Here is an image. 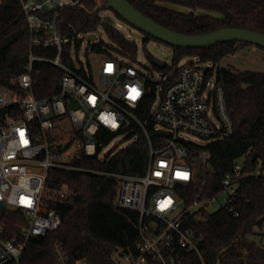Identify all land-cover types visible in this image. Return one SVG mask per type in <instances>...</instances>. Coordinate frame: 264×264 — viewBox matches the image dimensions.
<instances>
[{
    "label": "built area",
    "instance_id": "1",
    "mask_svg": "<svg viewBox=\"0 0 264 264\" xmlns=\"http://www.w3.org/2000/svg\"><path fill=\"white\" fill-rule=\"evenodd\" d=\"M20 2L29 28L30 54L24 72L11 80L18 89H0V112L3 108H20L18 115L0 121V264H22L30 241L44 238L60 227L61 217L48 207L45 196L51 168L93 172L117 180L115 204L137 213L140 242L134 250L120 253L116 264H185L191 252L198 253L201 263L207 264L198 251L194 233L183 225V216L214 213L209 207L217 202L220 193L227 194L220 209L227 208L239 182L247 175L244 168L248 154L222 178L215 191L205 193L201 188L186 206L179 188L193 183L198 175L194 162L188 161L187 147L196 144L182 135L212 143L234 134L223 85L215 75L207 78L209 69L204 73L205 65L195 62L166 64L163 69L153 66L156 73L149 76L108 56L89 67L78 59L75 43L81 39L82 46L87 36L95 33L84 35L73 28L72 33H63L57 19L66 7L84 8L81 0ZM95 3L96 8L108 6L105 0ZM68 45H72L75 69L63 60ZM33 49H53L55 56H37ZM36 62L52 64L64 72L59 93L35 98L32 74ZM151 99V110L142 120L134 111ZM134 124L149 147L144 175L105 174L72 164L82 156L104 159L103 148L118 136L127 138L135 131ZM149 125L159 137L156 141ZM108 136L111 140L105 144ZM132 138L137 140V136ZM198 158L202 172L208 171L211 155L204 151ZM252 175L264 180V168L257 167ZM71 194L64 185L56 197ZM10 214L16 215L20 223L7 236L1 219ZM54 257L57 264H90L82 258H71L58 243L54 244Z\"/></svg>",
    "mask_w": 264,
    "mask_h": 264
},
{
    "label": "trees",
    "instance_id": "2",
    "mask_svg": "<svg viewBox=\"0 0 264 264\" xmlns=\"http://www.w3.org/2000/svg\"><path fill=\"white\" fill-rule=\"evenodd\" d=\"M134 8L157 24L185 36H199L224 28H240L264 35V0H127ZM84 8L66 7L57 19L63 33H96L101 28L108 40L115 44L119 53L131 62L136 60L137 46L130 41L110 18H102L96 9L95 0H81ZM174 5L186 8L182 12L168 7ZM204 10L211 14H198ZM114 15L124 21L113 11ZM125 22V21H124ZM73 28V29H71ZM30 35L20 0H3L0 5V89L17 86L11 80L24 72L30 54ZM157 41L145 34V42ZM83 40L78 39V52ZM162 43V42H161ZM91 52L99 56L119 59L111 51L112 47L103 42L89 43ZM173 65L188 59L193 64H211L207 78L215 75L217 82L225 89L228 110L234 124V134L221 141L205 146L189 145V163H193L204 151L211 155L208 171L195 177L193 183L180 186V197L186 206L193 202L194 195L204 188L205 193L215 191L222 178L231 172L233 166L248 154L245 161L247 175L239 182L232 203L214 213L183 216V225L192 230L197 248L207 264H264V248L250 240L264 224V180L252 173L257 167L264 168V72L237 71L232 67L220 66L221 61L248 48H263L244 42H227L212 47L185 49L172 47ZM72 45L65 47L63 60L75 69L71 58ZM37 56H55L53 49H33ZM91 67V63L87 62ZM64 72L58 67L36 62L32 74V93L37 99L53 96L60 91V80ZM152 99L143 103L135 114L145 120L151 110ZM19 106L1 109L0 121L19 114ZM243 119L242 124H240ZM132 127V126H131ZM127 139L137 136V140L127 147L109 153L104 159L82 156L72 164L78 168L98 170L105 174L142 176L148 166V142L139 128ZM151 137L156 141L152 125ZM111 136L104 139L107 144ZM257 155L256 159L254 156ZM66 185L72 194L57 198L56 195ZM118 182L112 177L93 172L70 171L51 168L48 171L46 192L48 207L61 217V225L44 238L34 239L27 244L22 264H57L54 244L61 245L73 259L82 258L90 264H116L115 256L134 250L140 238L137 230L136 212L121 209L115 200ZM73 203V204H72ZM237 210L238 216L235 215ZM19 213L18 211L14 212ZM7 236L20 223L14 214L2 217ZM185 264H202L199 255L191 252Z\"/></svg>",
    "mask_w": 264,
    "mask_h": 264
},
{
    "label": "rangeland",
    "instance_id": "3",
    "mask_svg": "<svg viewBox=\"0 0 264 264\" xmlns=\"http://www.w3.org/2000/svg\"><path fill=\"white\" fill-rule=\"evenodd\" d=\"M104 6H100L98 8H103ZM168 7L176 9L178 11L182 12H189L190 10L174 6V5H168ZM96 8V9H98ZM198 14H211L210 12L199 10L197 11ZM100 15L102 18H110L113 20L116 27L126 35V37L130 40L135 42L137 46V57L136 60L131 62V60L119 53L117 50L119 49L115 44L111 43L107 36L105 35L104 31L99 28L96 34V43L103 42L106 46L112 47L111 51L115 54L117 58H119L120 61L129 63L139 71H141L145 75H151L153 73H156L155 67L150 63V61L147 59V55H152L155 59L167 64H172L173 59V49L161 42L157 41H149L145 42V34L137 30L136 28L132 27L128 23L121 21L118 19L113 11L109 8H103L100 10ZM89 43L85 40L83 45L81 46L79 52H78V59L83 62L87 63L90 62L91 64L95 65L102 61L106 56H99L88 50ZM188 62V59H185L181 61V65ZM194 62L197 63V60L194 59ZM205 66H211V64L205 65ZM221 67L229 68L232 67L237 71H256V72H264V51L256 48L251 47L248 48V50H245L241 53H236L235 55L228 56L224 58L221 63ZM187 141L192 142L199 146H205L208 143L205 140L199 139L193 135L190 134H183L182 135ZM135 141V138L127 139L125 136L121 135L113 139L108 145H106L102 150V157L109 154V153H115L125 147H127L129 144ZM67 160V159H64ZM65 189V188H64ZM68 190H70L68 188ZM45 196L48 197L47 192L45 191ZM227 197L226 193H220L217 196V202L213 205H210L209 210L211 212H216L224 205L225 199ZM250 240L253 241L257 247L264 248V224L261 229L257 230V234L250 237ZM115 259H118V255L115 256Z\"/></svg>",
    "mask_w": 264,
    "mask_h": 264
},
{
    "label": "water",
    "instance_id": "4",
    "mask_svg": "<svg viewBox=\"0 0 264 264\" xmlns=\"http://www.w3.org/2000/svg\"><path fill=\"white\" fill-rule=\"evenodd\" d=\"M105 1L108 3V8L119 15L126 23L168 46L197 49L212 47L220 43L244 42L264 49V35L256 31L240 28H224L208 34L189 37L170 31L157 24L134 8L127 0ZM86 40L88 43L94 44L96 42V35H88ZM147 59L153 66L159 69H163L166 66L165 63L155 59L152 55H147ZM208 69L209 66L203 67L204 73H206ZM242 122L243 119H241L240 124H242ZM157 133L164 134L162 131ZM256 157L257 155L254 156V159H256ZM193 162L195 164L197 175L200 176L202 174L201 160L197 158Z\"/></svg>",
    "mask_w": 264,
    "mask_h": 264
},
{
    "label": "snow or ice",
    "instance_id": "5",
    "mask_svg": "<svg viewBox=\"0 0 264 264\" xmlns=\"http://www.w3.org/2000/svg\"><path fill=\"white\" fill-rule=\"evenodd\" d=\"M133 91H135V90H133ZM21 136H23V133H21ZM25 143H26V141H25ZM186 178V177H185Z\"/></svg>",
    "mask_w": 264,
    "mask_h": 264
}]
</instances>
